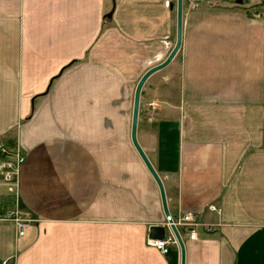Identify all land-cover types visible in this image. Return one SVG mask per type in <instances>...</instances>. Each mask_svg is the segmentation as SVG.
<instances>
[{
  "label": "crops",
  "instance_id": "crops-1",
  "mask_svg": "<svg viewBox=\"0 0 264 264\" xmlns=\"http://www.w3.org/2000/svg\"><path fill=\"white\" fill-rule=\"evenodd\" d=\"M174 2L0 0V137L25 119L16 205L34 219L16 235L0 184V264H180L178 245L147 244L151 226L171 230L130 139L136 81L174 45ZM236 4L185 7L179 49L141 88L176 120L174 141L161 122L143 130L140 109L136 130L169 214L214 224L194 239L176 225L184 264H264V1Z\"/></svg>",
  "mask_w": 264,
  "mask_h": 264
},
{
  "label": "rangeland",
  "instance_id": "rangeland-1",
  "mask_svg": "<svg viewBox=\"0 0 264 264\" xmlns=\"http://www.w3.org/2000/svg\"><path fill=\"white\" fill-rule=\"evenodd\" d=\"M201 1H206V2L214 5L215 7H219V8H226V7H230V6H236L237 5L236 3H242L243 2V0H194V1L193 0L192 1L188 0L187 2H185L183 0L182 1V7H183L182 8V25H183V13L185 11V7L188 8V9H195L196 7L199 6V3ZM261 3H263V2H261ZM174 4H175V2H174ZM240 7L244 8L247 13L253 12V10H252L253 8H254V11L258 10L257 9L258 7H257L256 4L255 5H242ZM174 31H175L174 32V37H175V40H176V14H175ZM181 41H182V38H181ZM167 43H168V41L163 39V44L167 45ZM174 43H175V41H174ZM155 64H157V63H155ZM155 64H153V65H155ZM162 68H159V69H162ZM159 69H157V70H159ZM146 79H145V81H146ZM149 79H151V77ZM137 81H136V83H137ZM147 83H149L148 84L149 89L154 90L156 81L152 82L151 80H148ZM151 93H153V91ZM144 101L143 102L141 101L142 104H141V106H139V109L141 110V112H140L141 117L140 118H141V121L143 119V121L147 122L148 124H146V127L143 126L142 129L145 130V131H149V133L152 136V131H153V127H154L153 123L161 122L162 124H165V126L168 128L167 132H165V134L167 133V135H168V133H170L171 134L170 135V139H171L170 141H172V140L174 141L173 138L175 137V132L171 133V131L168 132V130L170 129V125H174V122L176 120H174V122H173V120H171L169 118L171 116V114L169 113V110L165 109V106H167L168 103L162 102L161 100L157 99V97L155 95H151V97H149V98L146 97ZM132 103H133V101H132ZM236 104L237 103H235V105ZM138 112H139V110H138ZM131 115H132V112H131ZM138 117H139V113H138ZM138 117H137V124H138ZM161 117H163L162 120H161ZM17 119L18 120H16V118H15V122L13 124H11V127H9V130L7 132L3 133V136L1 135V137H0V184H3L6 187L8 195L11 196L12 199H13V208L10 209L8 211V213L11 212V211H13V212H18V211L22 212L23 214L21 216L26 217V218H23V219L27 223H32L34 219L32 217L28 216L25 211H23L22 209H20V207L17 206V205H19V202L17 203V197H19L18 196L19 195L18 194V182H19L18 176H19V171L17 172L15 169H12L11 166H7V164L10 163V162L15 163L16 155L22 157L23 160H24L23 147H21V145L16 142V140H15V132L18 130V126L20 127L21 122H23L25 119H23V117H22V119H20V118H17ZM117 122H118V119L117 118L115 119L114 117H111V118L107 119V124H113V123H117ZM137 124H136V130H137ZM123 125H124V122H122V126ZM124 126H123V128H124ZM151 136H149V140L152 139ZM136 138H137V136H136ZM233 152H235V151H232V153ZM21 163L22 162L19 163V169L18 170H20ZM7 169H9V170H7ZM15 204H17V205H15ZM212 207H214V208H212ZM207 208L210 211H212V212H214L216 214L220 213V207H219V205H217V203H209L207 205ZM183 213L185 214V212H183ZM183 213H181L180 215H183ZM186 214H191L192 217L189 219V221L193 219V221L195 222L194 223L195 227L201 226V225L202 226L206 225L208 230H212V225H214L213 223H205V222H203L202 220H200V218L197 217L196 213L193 212V211H186ZM4 218H7V219L11 220L14 223V225H15L16 220L14 218L6 217V214H5ZM17 220L19 221L18 217H17ZM177 220H178V218L175 221H177ZM181 220L186 221L184 219H181ZM178 225H183V224H178ZM15 229H16V225H15ZM24 235H25V233H24ZM19 237H22V236H19Z\"/></svg>",
  "mask_w": 264,
  "mask_h": 264
},
{
  "label": "water",
  "instance_id": "water-1",
  "mask_svg": "<svg viewBox=\"0 0 264 264\" xmlns=\"http://www.w3.org/2000/svg\"><path fill=\"white\" fill-rule=\"evenodd\" d=\"M182 1L183 0H176L175 1L176 40H175L174 46L172 47L169 54L167 55V57L163 61H161L155 65H152L151 67L146 69L142 73V75L139 77V79L135 85L134 93H133L131 124H130L131 142H132L135 150L137 151L138 155L140 156L141 160L143 161L146 168L148 169V171L150 172L151 176L153 177L154 181L157 184L159 194H160V199H161L162 211H163L165 216L169 215V210H168L167 203H166V197H165V191H164L163 183H162L158 173L156 172L155 168L153 167L152 163L148 159L147 155L143 151L142 147L140 146V144L136 138V124H137L139 106H141V104H142L140 101L141 88H142V85H143L145 79L151 73L156 71L157 69L164 67L172 59V57L175 55V53L177 52V50L180 47L181 38H182L181 37L182 36V8H183L182 7ZM170 7L171 8L173 7V3H170ZM169 228L173 232V234L175 235L176 241H177L179 249H180V264H184L185 249H184V244H183V241H182L181 236L179 234V231H178L177 227L171 221L169 223ZM164 231H165V227L163 225H153L149 228V236L153 237V238H161L164 236Z\"/></svg>",
  "mask_w": 264,
  "mask_h": 264
},
{
  "label": "built area",
  "instance_id": "built-area-1",
  "mask_svg": "<svg viewBox=\"0 0 264 264\" xmlns=\"http://www.w3.org/2000/svg\"><path fill=\"white\" fill-rule=\"evenodd\" d=\"M192 1V0H191ZM194 1V0H193ZM23 161V158L16 155V160L15 163H8L7 166H11L12 169H15L17 172L19 171V163ZM9 170V169H7ZM16 205V204H15ZM214 208V207H212ZM23 213L22 212H7L6 213V217H12L16 220V234L17 236H23L24 233L26 232V227L28 226L29 223H27L23 218H26L24 216H21ZM17 217L19 218V221L17 220ZM191 214H185L183 213V215H179L177 218L178 220L175 221L176 219L174 217H172L171 215H169L167 217V219L165 218V221L167 223V225L169 226L170 221L176 226L178 224H183L185 226H189V237L194 239L196 237V232H195V225H194V221L193 219L189 221V219L191 218ZM175 219V220H174ZM181 219H184L186 221H183ZM147 244L153 246L155 249H157L161 254H167L168 251L170 250V247L172 245H178L176 238L173 234V232L171 231V234L169 235H165L161 238H147Z\"/></svg>",
  "mask_w": 264,
  "mask_h": 264
},
{
  "label": "bare ground",
  "instance_id": "bare-ground-1",
  "mask_svg": "<svg viewBox=\"0 0 264 264\" xmlns=\"http://www.w3.org/2000/svg\"><path fill=\"white\" fill-rule=\"evenodd\" d=\"M163 214H164V213H163ZM169 215H170V214H169ZM169 215H168V216H169ZM168 216H165V218L167 219ZM164 234H165V233H164Z\"/></svg>",
  "mask_w": 264,
  "mask_h": 264
}]
</instances>
